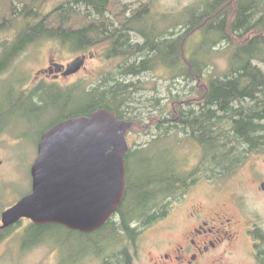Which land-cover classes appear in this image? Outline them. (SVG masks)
<instances>
[{
	"label": "rangeland",
	"instance_id": "374dc122",
	"mask_svg": "<svg viewBox=\"0 0 264 264\" xmlns=\"http://www.w3.org/2000/svg\"><path fill=\"white\" fill-rule=\"evenodd\" d=\"M70 1L73 2V0H44L37 1L35 5H41L38 12L46 15ZM213 1L117 0L119 6H111L110 15L114 22L110 25L111 27L119 26L121 18L132 17L147 7L149 9L142 25L138 26L134 23L138 31H131L129 36L128 44L133 46L130 48V56L123 54L120 48L115 50L116 52H108V41L87 50L76 51L68 45H62L58 40L49 39L41 44L31 43L28 48L12 58L10 67L0 74V97L4 100L2 104L8 111L7 115L1 119V125L8 128V133H0V218L5 207L30 192L31 168L38 156L40 138L50 125L62 116L78 109L76 108L78 106L77 94L97 86L103 80L107 82L108 79L118 74L120 67L132 64L137 58L138 61L143 60L146 55L133 54L137 51L136 44L143 46L146 43L144 33H141L142 30L148 33L155 32L156 38L173 39L183 32L184 27L182 29L181 24L190 17L189 13L193 9L204 10L209 8V4ZM16 2H21V0H16ZM18 4L22 10L24 5ZM236 4V0H226L223 11L227 12L228 17L232 15L234 17L233 13L237 10ZM261 7L253 23L261 18V12H264V2L261 3ZM116 14L117 16H114ZM10 18L12 16L7 10L0 15V21L3 19L7 21V24ZM37 20L31 18L26 20L19 16L8 29L0 32V42L20 33L26 27L27 22L35 23ZM225 28L230 32L228 23L225 24ZM254 32L249 35L251 38L256 35ZM207 35L206 32L192 35L185 44V55L191 59L194 53L200 52L201 54L202 52L203 57H198V59L207 65L203 75L223 79L231 68L233 51L228 48V42L225 41L211 45L212 41L217 39V35ZM258 35L264 37V32H259ZM243 40L234 35L233 44H241ZM203 43L207 45L204 46ZM209 48L212 50L208 52ZM84 55L88 59L85 69L71 79L50 81L46 84H38L36 81L38 71L46 68L50 59L68 65L75 63ZM255 65L264 71V64L256 62ZM9 77L12 78L10 82H7ZM124 83L133 84V99L129 104L131 108H134L137 116L136 125L128 135L130 147L137 150L157 139L144 156L150 154L160 159L165 156L167 148H172L173 154L182 161L187 171H191L193 167L200 164L203 148L191 139L187 129H183L182 126L170 129V136L162 140L159 138L161 131L157 125L161 119L173 120L171 113L180 108L185 110L191 108L198 111L200 103L203 102L202 93L205 90V81H193L185 76L177 77V68H169L161 64L153 70L124 79ZM171 123V125L175 124V122ZM229 126L226 124V127ZM138 165L139 159L134 160L132 166L137 168ZM141 165L143 166V163ZM201 182H211V185L216 187L213 189L212 186L205 184L207 191H204L203 196L196 193L195 187H192L187 201L194 202L204 199L208 200L210 205L227 203L230 208L239 202L244 212V215H240L244 223L248 222V226L251 223L249 227L259 229V233L264 236V190H262L264 145L249 151L245 161L227 176L215 180L201 179L199 183ZM248 226L244 225L243 228L246 229ZM32 234L37 240H29L28 236L25 240L24 234L21 233L10 240L8 248L5 247L6 239L2 241L3 243L0 242V264H58L59 259L65 261L66 264H93L94 248L96 259L107 252L103 243L107 242L104 234L95 238L94 247L93 242L90 244L86 236L78 232H70L57 225L43 230L42 234L34 229ZM155 238L162 240L163 246H166L172 239L168 231L160 229L155 234H151L149 240L139 239L137 244H131L129 241L120 243L108 254L111 255L114 251L119 252L127 248L133 257L134 264H149L148 254L156 249L152 244V239ZM108 244L113 245L110 241ZM237 250H240L242 254L238 258L240 264H264V259L258 263L256 257L250 253L251 242L248 237L242 238Z\"/></svg>",
	"mask_w": 264,
	"mask_h": 264
},
{
	"label": "trees",
	"instance_id": "16d2710c",
	"mask_svg": "<svg viewBox=\"0 0 264 264\" xmlns=\"http://www.w3.org/2000/svg\"><path fill=\"white\" fill-rule=\"evenodd\" d=\"M37 1L44 0H21L18 3L24 6L20 10L16 0H0V15L7 10L12 16L9 24L1 19L0 32L8 29L19 16L26 20L38 19L35 23L25 24L13 53L18 54L20 47L42 38L58 40L76 51L87 50L108 41L112 31L124 33L136 30L135 25H142L149 11L147 7L133 17L121 18L119 26L111 27L114 23L110 15L111 6L118 7L117 0H73L46 15L38 12ZM225 2L214 0L209 8L193 9L190 17L181 24L183 32L173 39L156 38L155 32L149 35L148 31L142 30L146 43L136 46L137 51L133 54L146 55L145 58L141 61L137 58L132 64L120 67L118 74L108 79L109 83L103 80L97 86L77 94L78 109L62 116L48 128L70 118L89 116L102 108L115 113L121 120L134 122L135 127L137 116L129 104L133 99V84L124 83V79L153 70L161 64L177 68V77L205 81L203 102L198 111L180 108L171 113L174 121L161 119L157 125L162 140L170 136V129L180 126L187 129L191 139L203 148L200 164L187 171L182 161L173 154L172 148H167L165 156L160 159L150 154L144 156L157 139L146 147L137 150L131 148L126 157L127 185L123 203L115 216L103 226L114 245H111V249L123 243L125 237L135 239L137 232H140L138 229H144L165 217L173 204L201 179L215 180L227 176L245 161L249 151L264 145V71L255 65L256 62L264 64V37L258 35L264 32V12L253 23L264 0H236L234 17H228L227 12L223 11ZM227 23L230 32L225 28ZM198 32L216 34L217 39L211 45L225 41L233 51L231 68L223 79L203 75L207 65L198 59L203 57L202 52L194 53L191 59L186 57L185 44ZM253 32L256 35L251 38L249 35ZM234 35L244 39L241 44H233ZM128 42L129 35L118 39L120 44L112 51L120 48L123 54L130 56L133 46ZM202 45L206 46L207 43ZM210 50L212 48L208 52ZM3 68L1 65L0 71ZM171 122H175L174 126ZM226 124L230 126L226 127ZM136 159H139V165L134 168L132 164ZM105 264L134 262L125 248L106 256Z\"/></svg>",
	"mask_w": 264,
	"mask_h": 264
},
{
	"label": "water",
	"instance_id": "95a60500",
	"mask_svg": "<svg viewBox=\"0 0 264 264\" xmlns=\"http://www.w3.org/2000/svg\"><path fill=\"white\" fill-rule=\"evenodd\" d=\"M83 65L84 60L77 61L66 75ZM133 127L134 122L102 108L45 131L31 168L32 193L5 212L4 224L29 218L38 225L58 224L82 233L102 228L125 197Z\"/></svg>",
	"mask_w": 264,
	"mask_h": 264
},
{
	"label": "flooded vegetation",
	"instance_id": "af4514ba",
	"mask_svg": "<svg viewBox=\"0 0 264 264\" xmlns=\"http://www.w3.org/2000/svg\"><path fill=\"white\" fill-rule=\"evenodd\" d=\"M132 31L137 32L138 30ZM130 33L131 31L124 33L120 31H112L107 42L108 52H111L118 44H120L118 43V39H122L126 35L130 36ZM148 34L150 35V33ZM20 37L21 32L14 35L13 38L0 42V66L2 65V67H4L2 71H0V74L4 73L7 67H10L12 58L15 57L16 54L13 53V50ZM45 41H47V39L42 38L34 43L41 44ZM30 44L31 43L25 44L23 47H20L21 49L18 52L21 53L28 48ZM135 46L142 45L138 43ZM80 60H84L82 68L77 73L66 75L67 70L74 63L63 65L57 63L54 59H50L48 66L38 71L36 81L38 84H46L50 81L69 80L85 69V65L88 61L87 56H82L78 61ZM11 78L12 77H9L7 82H10ZM3 102L4 100L0 97V133L6 134L8 133V128L1 125V119H3L8 113L7 109L2 104ZM31 180L30 192L4 208V212L0 218V242L6 239L5 242L7 241V243L5 247L8 248L10 240L15 235L21 233L24 234L25 240L27 236V239L29 238V240H37L33 237L32 230L37 229L40 231V234H42L43 230L50 229L53 225L86 236L89 239L90 244L93 242V247L95 244V238L100 234H104L107 242L103 243L105 244L104 246L106 247L107 252L104 256L96 259V250L94 248V252H92L94 259L92 263L96 264V262H98V264H105L106 256L110 255L108 253L111 251V245L108 244L109 241L111 242V238H109L106 232L104 233V227L91 233H82L58 224L38 225L29 218H22L19 222L8 226L4 224L3 216L5 212L32 193V176ZM198 183L194 186L195 188H193L196 193H200L202 196L204 191H207L205 184L212 186L213 189L216 187L213 184L211 185V182ZM189 193L190 192H188L182 199L176 201L165 217L154 221L144 229H138L140 232H137V237L135 239H128V237H125L124 242L129 241L131 244H137L139 239L144 238L145 240H149L151 234H155L160 229H164L170 233L172 239L166 244V246H163L164 242L159 238L152 239V244L155 245L156 249L150 251L148 254L149 264H240L238 258L242 254L237 248L242 241V238L248 237L251 242L250 253L256 257L258 263H261L264 259V236L259 233V229L249 227L251 226V223L249 226L248 222L244 223V220L240 216L244 215L241 203L236 202V206L230 208L227 203L210 205L209 201L204 199L190 202L186 200ZM244 225L248 226V228L244 229ZM123 236L127 235L124 234ZM58 264L66 263L65 261H62V259H59Z\"/></svg>",
	"mask_w": 264,
	"mask_h": 264
}]
</instances>
